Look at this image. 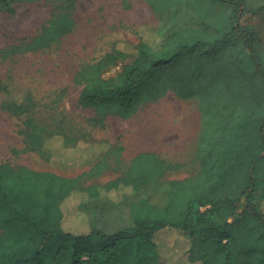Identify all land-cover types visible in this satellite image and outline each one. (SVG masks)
Returning <instances> with one entry per match:
<instances>
[{"label": "trees", "instance_id": "trees-1", "mask_svg": "<svg viewBox=\"0 0 264 264\" xmlns=\"http://www.w3.org/2000/svg\"><path fill=\"white\" fill-rule=\"evenodd\" d=\"M33 1L0 0V15H15L18 3ZM147 1L156 13L194 10L202 22L166 37L149 30L132 49L116 45L87 63L75 77L82 86L78 102L94 110L93 126L106 127L108 117L130 119L171 91L197 99L202 128L192 173L167 181L166 205L143 200L132 207V226L107 233L87 225L80 200L140 192L180 164L141 152L119 177L86 186L79 177L0 163V264H141L148 260L138 254L142 245L154 250L150 264H225L238 257L264 264V39L243 22L247 14L264 12V0ZM72 7L54 12L22 50H44L73 31ZM114 67L119 70L106 77ZM36 106L31 98L5 106L15 116L27 114L20 130L24 151L50 148L52 164L65 167L96 161L91 173L97 175L109 166L108 156L123 151L86 133L44 127ZM98 149L100 156L85 158Z\"/></svg>", "mask_w": 264, "mask_h": 264}, {"label": "rangeland", "instance_id": "rangeland-1", "mask_svg": "<svg viewBox=\"0 0 264 264\" xmlns=\"http://www.w3.org/2000/svg\"><path fill=\"white\" fill-rule=\"evenodd\" d=\"M71 2L73 31L49 48L23 51V43L37 36L52 14ZM16 10L15 15H0V163L79 177L89 186L120 176L137 154L155 152L166 161L183 164V170L170 172L169 178H184L192 173L202 128L197 99L183 100L171 91L161 100L141 108L130 119L110 116L106 127L93 126L95 112L79 105L82 86L75 82V77L84 65L99 61L116 45L130 50L152 31L166 37L179 28L199 26L202 21L197 12L177 7L156 13L147 0H36L18 3ZM243 22L252 24L264 39V12L247 14ZM135 60L132 57L127 63ZM118 70L119 67H114L105 76L110 77ZM18 98L37 102L34 115L44 122V127H59L71 135L86 133L90 138L123 147V151L108 156L109 166L99 175L91 173L96 161L85 167H65L52 164L50 148L44 153L24 151L26 144L20 130L27 114L15 116L5 108ZM92 152V157L86 153L85 158L102 153L100 149ZM163 194V187L152 183L125 198L119 196L112 201L104 197L103 205L93 199L80 200L79 205L89 215L93 227L112 233L132 226L137 217V211L132 210L135 204L147 200L155 207L166 205ZM127 243H122V247ZM131 250L135 251V247ZM138 250L141 259H148L141 264H150L154 250L146 245ZM129 251L128 245L124 256ZM192 255L199 257L197 245ZM225 264H247V261L238 257Z\"/></svg>", "mask_w": 264, "mask_h": 264}, {"label": "crops", "instance_id": "crops-1", "mask_svg": "<svg viewBox=\"0 0 264 264\" xmlns=\"http://www.w3.org/2000/svg\"><path fill=\"white\" fill-rule=\"evenodd\" d=\"M122 156V155H121ZM169 160V159H168ZM171 161V160H170ZM171 162H173L174 164H180V166L179 167H174V168H172V169H170L167 173H165V175L163 176V178H161L160 177V179L159 180H157L158 182H159V185H161L162 187H163V191H164V193L166 194V192H167V181L168 180H172V179H182V178H169V173L170 172H172V171H182L183 169V164L182 163H177V162H174V161H171ZM182 165V166H181ZM119 177V176H118ZM187 177V176H186ZM117 178V177H116ZM185 178V177H184ZM115 179V178H114ZM113 180V179H112ZM130 195H132V194H130ZM130 195H128L127 193L126 194H123V195H121V197H123V198H125V197H128V196H130ZM163 196H164V194H163ZM104 197H107V198H109L110 200H112V201H114L113 200V197H111L110 195H101L100 197H97V198H94L93 199V201L95 200L97 203H100L101 205H103V203H101V201H103V198ZM119 197V196H118ZM90 200H92V199H88L86 202H88V201H90ZM124 200V199H123ZM81 204V203H80ZM80 207H82V206H80ZM81 210L86 214V216L88 217V219H89V223L87 224L91 229H92V224H91V219L89 218V215L87 214V212L83 209V207L81 208ZM93 228H95V227H93ZM97 229H99V228H97ZM102 230V229H101ZM112 233H114V232H112Z\"/></svg>", "mask_w": 264, "mask_h": 264}]
</instances>
